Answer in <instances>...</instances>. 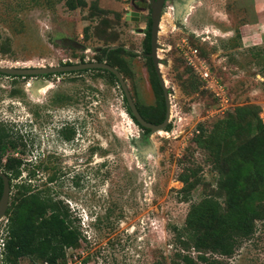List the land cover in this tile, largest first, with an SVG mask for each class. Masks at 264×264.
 I'll return each mask as SVG.
<instances>
[{
    "label": "rangeland",
    "instance_id": "374dc122",
    "mask_svg": "<svg viewBox=\"0 0 264 264\" xmlns=\"http://www.w3.org/2000/svg\"><path fill=\"white\" fill-rule=\"evenodd\" d=\"M136 4L0 0V64L108 62L122 73L138 106H155L147 36L138 30H146L151 13L146 9L135 21L131 12L143 7ZM255 5L194 0L184 18L167 1L158 55L167 60L160 68L171 88V116L169 129L150 134L152 145L128 114L120 83L105 72L51 76L52 86L39 97L34 83L28 86L34 78L0 74V120L17 124L27 144L8 209L20 196L14 184L26 182L63 201L81 239L66 249L61 264H175L180 251L204 264L199 251L183 250L189 215L206 219L212 206L228 209L224 156L264 134V14ZM117 48L124 50L106 54ZM61 128H74L73 138L65 140ZM7 211L0 218V242ZM240 240L232 255L206 256L217 264H264V219ZM36 260L26 256L17 263Z\"/></svg>",
    "mask_w": 264,
    "mask_h": 264
},
{
    "label": "trees",
    "instance_id": "16d2710c",
    "mask_svg": "<svg viewBox=\"0 0 264 264\" xmlns=\"http://www.w3.org/2000/svg\"><path fill=\"white\" fill-rule=\"evenodd\" d=\"M150 41L148 34L147 52L150 51ZM123 50V48L106 50V54L111 55ZM95 69L109 74L118 81L115 74L109 70ZM149 73L157 95V104L144 108L137 106L148 122L158 124L166 117V103L152 62ZM124 99L127 103L125 95ZM127 112L135 124L145 131H150L132 114L128 103ZM12 132L14 130L10 127L0 124V169L9 176L10 184L21 177L24 161L14 155H9L5 163L2 161L1 152L3 153L10 145L13 147L18 145L12 138ZM228 132H231V128L227 129ZM61 133L65 138L72 139L75 129L63 128ZM22 145L26 146V144ZM237 150H233L232 155H225L220 166L225 176L223 188L227 196L228 209L222 211L220 206H212L205 216L206 219H197L192 212L186 223L188 235L182 241L183 250L196 249L201 253L197 260L204 264L218 263V260H211L206 256L207 251L222 255L234 254L240 239L254 232L255 221L264 219V134L256 136ZM183 181L185 188L189 189L191 187L189 180L183 178ZM14 185L20 196L19 198L17 196V200L13 201L7 211L8 224L7 234L4 237L3 263L18 264V259L31 256L37 259L34 264H61V261L65 260L66 249L76 246L81 239V232L71 225L69 208L52 192L37 190L31 182ZM2 191L3 179L0 177V198ZM229 218L234 222L230 223ZM178 257L181 262L175 264H198L191 254L180 251Z\"/></svg>",
    "mask_w": 264,
    "mask_h": 264
},
{
    "label": "water",
    "instance_id": "95a60500",
    "mask_svg": "<svg viewBox=\"0 0 264 264\" xmlns=\"http://www.w3.org/2000/svg\"><path fill=\"white\" fill-rule=\"evenodd\" d=\"M165 0H152V8H153V17H152V30H151V52L147 54L148 57H151L154 62V67L156 73L159 77V81L161 87L163 89V94L166 103V117L163 122L155 124L152 122H148L140 113L134 98L128 88V85L118 68L112 66L107 62H81L74 64H63V65H50V66H39V67H10V66H2L0 64V72L11 75H46L50 73L56 72H68V71H77V70H85V69H106L111 71L117 77L124 95L127 99L128 106L131 109L132 114L136 117V119L140 122L142 126L150 129V134L154 132H159L160 130H165L169 124L170 116H171V102H170V91L171 88L167 86L164 76L162 75L160 64L162 63V58L158 55V48L160 44L158 42V35L160 32V22L162 20V8ZM134 17V20H139L140 13L137 11L131 12ZM127 19H130L128 16ZM142 31V30H139ZM110 51V50H108ZM165 64L167 60H165ZM147 141L152 144L150 140V136L147 137ZM0 177L3 179V191L0 198V218H2L8 209L9 200L11 195V184L9 176L0 169Z\"/></svg>",
    "mask_w": 264,
    "mask_h": 264
},
{
    "label": "flooded vegetation",
    "instance_id": "af4514ba",
    "mask_svg": "<svg viewBox=\"0 0 264 264\" xmlns=\"http://www.w3.org/2000/svg\"><path fill=\"white\" fill-rule=\"evenodd\" d=\"M141 2V4H143V7L140 10H138L137 12L140 13L139 15V20H135V21H140L141 19V13L144 12L146 9L149 10V12L151 13V16L150 18L147 20V23H146V30L144 31V28L140 27L138 28V30H142L146 36H148V34H150V40H151V30H152V17H153V8H152V0H149V3H148V0H133V4L134 5H137L136 2ZM168 0H165L164 1V5H163V8H162V14L164 13V10H166V3H167ZM172 2H174L175 4V1L172 0ZM128 17V16H127ZM136 17V16H135ZM140 31V32H142ZM147 40V39H146ZM151 42V41H150ZM159 49V48H158ZM147 51V50H146ZM151 52V46H150V51L146 53V56L147 54H149ZM147 58L150 59V61L152 62L153 66H154V62H153V59L151 57H148ZM85 62H91V61H85ZM98 62H101V61H98ZM108 63V62H107ZM70 64H74V63H70ZM110 64V63H109ZM113 66V65H112ZM22 67H31V66H22ZM155 68V67H154ZM77 71H80V70H77ZM71 72H76V71H68V72H56V73H50V74H46V75H11V74H5V73H1L2 75H6L8 77H12V78H34L29 84V88H30V84L31 83H35L36 81H41V80H49L48 78H50L51 76H54V75H57V74H63V73H71ZM103 72V71H102ZM111 72V71H110ZM119 82V81H118ZM30 91V89H29ZM31 92V91H30ZM0 124H4L6 125L7 127H10L12 130H14V132H12V138L14 139V141L16 143H18V145L16 147H13V146H9V147H6L3 151V153L1 152V154L3 155L2 157V161L3 163H5L8 159V156L9 155H14L16 157H19V154L20 153H24L25 152V149H26V142H25V138L23 135H21L19 132L16 131V128H17V124L11 122V121H3V120H0ZM63 129V128H61ZM61 129L59 131V134L61 132ZM145 131V130H144ZM144 135V139L146 140V138L148 136H150V131H145V133L143 134ZM63 136V135H62ZM64 137V136H63ZM65 138V137H64ZM65 140H70V139H67L65 138ZM22 144H26L25 147H23L24 145ZM9 150H13L15 152V154H10L9 153ZM146 150V149H145ZM147 151V150H146ZM23 159V158H22ZM25 165V162L23 161V165H22V169H23V166ZM2 170V169H1Z\"/></svg>",
    "mask_w": 264,
    "mask_h": 264
},
{
    "label": "bare ground",
    "instance_id": "6f19581e",
    "mask_svg": "<svg viewBox=\"0 0 264 264\" xmlns=\"http://www.w3.org/2000/svg\"><path fill=\"white\" fill-rule=\"evenodd\" d=\"M193 2H194V0H176L175 4H174V10H176L177 14H179L185 18L192 12ZM164 12H165V10H164ZM184 22H185V20H184ZM161 29H163V22H160V30ZM162 62H165L164 59H162ZM163 64H165V63H163ZM51 86H52L51 81L41 80V81H36V83L32 84L31 90H32L34 96L39 97L42 94V92L44 91V89L51 87ZM146 148H147V152H151L150 145H147Z\"/></svg>",
    "mask_w": 264,
    "mask_h": 264
},
{
    "label": "crops",
    "instance_id": "0c3cea01",
    "mask_svg": "<svg viewBox=\"0 0 264 264\" xmlns=\"http://www.w3.org/2000/svg\"><path fill=\"white\" fill-rule=\"evenodd\" d=\"M255 3H256V8H257V11L259 12V11H263V14H264V0H255ZM263 21V23L262 24H259V25H262V26H264V20H262ZM252 27H250V26H248L247 28L248 29H252L253 28V24L251 25ZM256 26V25H255Z\"/></svg>",
    "mask_w": 264,
    "mask_h": 264
},
{
    "label": "built area",
    "instance_id": "2783aa9c",
    "mask_svg": "<svg viewBox=\"0 0 264 264\" xmlns=\"http://www.w3.org/2000/svg\"><path fill=\"white\" fill-rule=\"evenodd\" d=\"M5 248V242H4V238H1V242H0V252H1V256L3 257V250ZM69 264H81V261L78 262H69Z\"/></svg>",
    "mask_w": 264,
    "mask_h": 264
}]
</instances>
